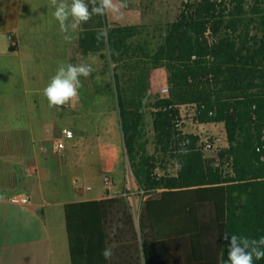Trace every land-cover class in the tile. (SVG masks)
<instances>
[{
  "label": "trees",
  "instance_id": "obj_1",
  "mask_svg": "<svg viewBox=\"0 0 264 264\" xmlns=\"http://www.w3.org/2000/svg\"><path fill=\"white\" fill-rule=\"evenodd\" d=\"M95 19L79 39L102 61L108 79L92 93L117 112L139 205L135 215L125 196L65 205L69 264H226L225 235L264 237V0H180L162 29ZM157 68L167 97L149 92ZM187 115L222 125L213 157L182 130Z\"/></svg>",
  "mask_w": 264,
  "mask_h": 264
},
{
  "label": "crops",
  "instance_id": "obj_2",
  "mask_svg": "<svg viewBox=\"0 0 264 264\" xmlns=\"http://www.w3.org/2000/svg\"><path fill=\"white\" fill-rule=\"evenodd\" d=\"M128 7L121 18L109 14L102 21L138 25L126 19ZM53 11L49 0H0V264H69L67 204L125 196L134 215L138 210L136 191L125 193L117 112L110 100L92 93L94 80L102 86V61L79 39L84 27L99 20L93 15L67 42ZM82 62L93 72L81 77L78 101L50 108L42 90L58 65ZM165 78L164 69L152 70L149 92L166 85ZM63 129L71 138L62 135ZM115 172L122 175L120 190ZM103 175L110 186L103 185ZM12 196H23L27 203L12 204Z\"/></svg>",
  "mask_w": 264,
  "mask_h": 264
},
{
  "label": "clouds",
  "instance_id": "obj_3",
  "mask_svg": "<svg viewBox=\"0 0 264 264\" xmlns=\"http://www.w3.org/2000/svg\"><path fill=\"white\" fill-rule=\"evenodd\" d=\"M54 9L52 16L58 23L63 38L71 42L73 34L82 30L93 15H113L116 19L122 17V10L128 7L127 0H49ZM107 35L106 29L97 32V40H103ZM93 68L87 63H60L50 82L42 90L50 108H60L74 103L79 99V90L83 87L81 77L87 79ZM227 241L226 264H254L255 260L264 259V237L259 240H249L246 237L225 235ZM101 255L110 260L112 249L106 247Z\"/></svg>",
  "mask_w": 264,
  "mask_h": 264
},
{
  "label": "rangeland",
  "instance_id": "obj_4",
  "mask_svg": "<svg viewBox=\"0 0 264 264\" xmlns=\"http://www.w3.org/2000/svg\"><path fill=\"white\" fill-rule=\"evenodd\" d=\"M179 1L180 0H127L128 6H130V12L126 11L125 16L128 21H131L130 18L132 17L138 25L146 26L148 30H152L154 28L162 29L165 24L170 23L174 19L179 8ZM153 94L159 95V92L156 90L153 91ZM149 112L150 111L146 110L144 114L146 131L150 128L151 118ZM182 130L184 132L197 135L201 144L204 142L212 144V148L210 150L203 151V153L208 157H213L218 148L225 146L224 131L221 126H216L215 124H197L190 119V115H187L184 117ZM146 148L147 152L151 151V146L147 145ZM124 176L128 182L125 192H135L136 190L134 188L133 181L128 173L125 156ZM129 179L130 181H128ZM113 181L115 189L120 190L122 185V175L115 172L113 175Z\"/></svg>",
  "mask_w": 264,
  "mask_h": 264
},
{
  "label": "built area",
  "instance_id": "obj_5",
  "mask_svg": "<svg viewBox=\"0 0 264 264\" xmlns=\"http://www.w3.org/2000/svg\"><path fill=\"white\" fill-rule=\"evenodd\" d=\"M159 92V96L160 97H167L168 95V89H167V86L164 85V86H161L158 90ZM62 135L65 137V138H71L72 134L69 130L67 129H63L62 130ZM57 147L58 148H61L62 145L60 143L57 144ZM199 148L202 150V151H208L212 148V144L209 143V142H204V143H200L199 145ZM102 183L105 187H108L110 186V179L107 175H103L102 176ZM10 203L12 204H26L27 203V200L25 197L23 196H12L9 198L8 200Z\"/></svg>",
  "mask_w": 264,
  "mask_h": 264
},
{
  "label": "water",
  "instance_id": "obj_6",
  "mask_svg": "<svg viewBox=\"0 0 264 264\" xmlns=\"http://www.w3.org/2000/svg\"><path fill=\"white\" fill-rule=\"evenodd\" d=\"M124 149V148H123ZM125 156V155H124Z\"/></svg>",
  "mask_w": 264,
  "mask_h": 264
}]
</instances>
